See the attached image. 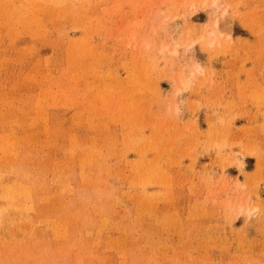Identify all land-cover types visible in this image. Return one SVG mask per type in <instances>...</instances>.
I'll use <instances>...</instances> for the list:
<instances>
[{
  "label": "rangeland",
  "instance_id": "374dc122",
  "mask_svg": "<svg viewBox=\"0 0 264 264\" xmlns=\"http://www.w3.org/2000/svg\"><path fill=\"white\" fill-rule=\"evenodd\" d=\"M0 264H264V0H0Z\"/></svg>",
  "mask_w": 264,
  "mask_h": 264
},
{
  "label": "bare ground",
  "instance_id": "6f19581e",
  "mask_svg": "<svg viewBox=\"0 0 264 264\" xmlns=\"http://www.w3.org/2000/svg\"><path fill=\"white\" fill-rule=\"evenodd\" d=\"M177 48H178V47L174 48V50H173L174 53H178V49H177ZM164 50H165V49H164ZM173 52H172V53H173ZM175 55H176V54H175ZM196 69H197V70L200 69L199 65L197 66ZM201 69H202V68H201ZM201 69H200V70H201ZM200 70H199V72H200ZM201 72H202V70H201ZM201 72H200V73H201ZM186 81H187V80H186ZM184 82H185V81H184ZM184 82H183V83H184Z\"/></svg>",
  "mask_w": 264,
  "mask_h": 264
}]
</instances>
